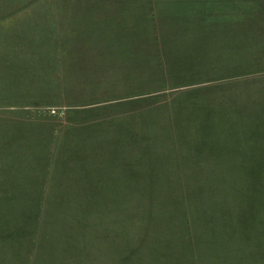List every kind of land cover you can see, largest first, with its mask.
Returning <instances> with one entry per match:
<instances>
[{
  "label": "rangeland",
  "instance_id": "rangeland-1",
  "mask_svg": "<svg viewBox=\"0 0 264 264\" xmlns=\"http://www.w3.org/2000/svg\"><path fill=\"white\" fill-rule=\"evenodd\" d=\"M247 5L248 63H263L247 71L240 101L248 117L222 124L228 133L147 134L150 149L136 153L180 162L181 170L191 171L184 177H113L116 170L106 164L102 177H80V129L96 122L121 126L123 119L115 116L123 111L65 102L61 79L48 70L53 55L40 39L29 60L39 65L43 82L56 83L55 92L45 87L32 103L16 99L32 85L24 83L28 75L17 57L0 47L8 64L0 66V177L12 178L0 193V264H134L126 259L134 241L136 264H264V22L254 23L264 1ZM27 14L9 11L0 22L11 25ZM46 17L36 13L38 28ZM150 81L135 93L151 95L133 107L157 112L166 95L159 94L158 78ZM221 149L225 157L231 153L230 165L220 164Z\"/></svg>",
  "mask_w": 264,
  "mask_h": 264
},
{
  "label": "crops",
  "instance_id": "crops-1",
  "mask_svg": "<svg viewBox=\"0 0 264 264\" xmlns=\"http://www.w3.org/2000/svg\"><path fill=\"white\" fill-rule=\"evenodd\" d=\"M247 2L0 0V19L9 11L28 13L11 25L0 22V47L7 46V55L17 57L19 68L28 75L24 83L32 85L30 92L17 93L15 98L25 103L39 101L45 87L44 92L54 94L56 83L52 79L43 82L39 65L33 67V59L29 60L35 52L30 47H39V42L45 41L47 54L53 55L48 70L54 69L53 74L61 79L65 102L78 101L83 109L123 111L115 116L123 119L121 126L96 122L80 129V177H102L103 164L114 167L113 177H184L191 171L181 170L180 162L159 161L161 156L157 154L155 160H150L136 153L150 149L146 148L150 144L146 142L147 134H196L211 130L228 133L222 124L248 117L244 110L246 102L240 101L242 94L246 95L247 71L261 68L263 63L258 64L260 67L248 63ZM43 11L47 17L38 28L33 18ZM259 17L254 23L261 26L264 13ZM6 63L0 59V66L7 67ZM151 76L159 80V94L166 95L157 112L149 105L142 109L133 107L134 101H146L151 95L135 93L151 83ZM224 79L231 81L230 87L223 83ZM119 92L126 95L120 96ZM156 117L161 118L155 120ZM163 137L159 141H165ZM213 152L209 151L210 155ZM218 159L221 165H230L231 153L225 157V150L221 149ZM213 164L220 165L217 161ZM11 180L0 177V193L8 191L5 183ZM99 187L104 198L107 194L103 184ZM135 246L134 241L128 247L131 253L126 254V259L134 264Z\"/></svg>",
  "mask_w": 264,
  "mask_h": 264
}]
</instances>
